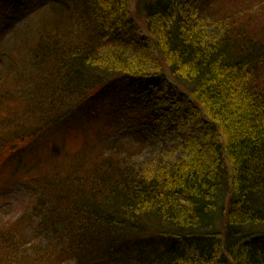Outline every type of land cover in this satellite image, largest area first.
I'll use <instances>...</instances> for the list:
<instances>
[{
  "label": "trees",
  "instance_id": "16d2710c",
  "mask_svg": "<svg viewBox=\"0 0 264 264\" xmlns=\"http://www.w3.org/2000/svg\"><path fill=\"white\" fill-rule=\"evenodd\" d=\"M34 2L0 65V162L41 172L19 218L0 208V264H264V0H0V36ZM110 97L145 136L198 130L144 166L85 138L40 158Z\"/></svg>",
  "mask_w": 264,
  "mask_h": 264
},
{
  "label": "rangeland",
  "instance_id": "374dc122",
  "mask_svg": "<svg viewBox=\"0 0 264 264\" xmlns=\"http://www.w3.org/2000/svg\"><path fill=\"white\" fill-rule=\"evenodd\" d=\"M210 1L198 0L199 13L203 12ZM250 1L260 3L262 0ZM39 6V2L31 3L27 7L29 9L35 8V12L29 13L27 17L20 19L16 23L4 22L9 28L4 35L0 36V65L7 64L8 59L6 60L5 58H7L6 55L9 50L18 49V44L22 40L20 39L22 34L29 29L33 32L40 25L48 9L39 8ZM10 18L13 19L14 15ZM4 28L2 27V29ZM136 28L138 29V35L143 44L153 49V43L145 25L142 22H138ZM2 70L3 68L0 66V71ZM136 98L142 99L140 95L137 97L135 95ZM142 102L147 101L143 100ZM125 105L128 109H138V104L133 101H127ZM120 108V100L115 97L104 99L101 103L94 105L92 112L87 107L84 112L77 116L72 124L70 123L62 128L58 127L46 139L39 138L35 141V146L46 145L49 149V151L41 154L40 158L51 157V155L53 157H59V152L55 151H59L60 144L64 143L69 152H74L81 145L82 139L85 138L87 143L91 145L90 147L95 150L97 149V151L110 152L112 150L128 149L133 153V160L138 165L144 166L147 162L154 160V158L160 157L162 153L170 152L173 157H179V153L175 152L176 148H178L185 137L194 134L198 130L188 128L179 134H172L167 137H160L152 131L145 136L135 129L137 120L135 119L136 124H132L131 119L119 113ZM172 113H175V110ZM32 157L27 154L26 160L31 162L23 164L21 168L15 159L12 161L7 160L4 164L0 162V208L1 210L4 208L5 210L2 211L9 212L10 216L14 219L19 218L28 205L30 198L29 190L31 187L30 180L35 174L38 175L41 172L37 170L38 173L36 171L34 173V171L31 172L28 170V168L35 169V163L33 165ZM18 166L19 169H17ZM39 222L40 218L37 219V224ZM37 227V233L40 239L49 241L53 239L51 232L48 233L44 228Z\"/></svg>",
  "mask_w": 264,
  "mask_h": 264
}]
</instances>
